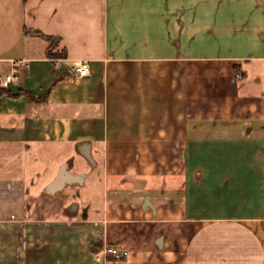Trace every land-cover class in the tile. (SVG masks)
I'll use <instances>...</instances> for the list:
<instances>
[{
	"label": "crops",
	"instance_id": "crops-1",
	"mask_svg": "<svg viewBox=\"0 0 264 264\" xmlns=\"http://www.w3.org/2000/svg\"><path fill=\"white\" fill-rule=\"evenodd\" d=\"M8 75L0 264H264V0H0Z\"/></svg>",
	"mask_w": 264,
	"mask_h": 264
},
{
	"label": "built area",
	"instance_id": "built-area-1",
	"mask_svg": "<svg viewBox=\"0 0 264 264\" xmlns=\"http://www.w3.org/2000/svg\"><path fill=\"white\" fill-rule=\"evenodd\" d=\"M74 72L78 76H85L88 73V66L86 62H79L75 65ZM12 76H5L4 80L0 82V87H5L7 83L12 80ZM127 255V251L116 245L103 246L98 253L94 255L95 263H102L105 260L118 261L123 259Z\"/></svg>",
	"mask_w": 264,
	"mask_h": 264
},
{
	"label": "trees",
	"instance_id": "trees-1",
	"mask_svg": "<svg viewBox=\"0 0 264 264\" xmlns=\"http://www.w3.org/2000/svg\"><path fill=\"white\" fill-rule=\"evenodd\" d=\"M25 34L40 37L48 44V47L46 49V54L51 61L56 62L57 60L64 58L65 56L64 50H62L59 53L54 52L57 47V39L55 37L47 36L39 31H34V30H25ZM2 94L12 96L4 87H0V95Z\"/></svg>",
	"mask_w": 264,
	"mask_h": 264
},
{
	"label": "water",
	"instance_id": "water-1",
	"mask_svg": "<svg viewBox=\"0 0 264 264\" xmlns=\"http://www.w3.org/2000/svg\"><path fill=\"white\" fill-rule=\"evenodd\" d=\"M65 173V166H62L60 169H59V173L56 177V179L46 188V190L48 189H51V188H54L56 186H58L61 182V178H62V175Z\"/></svg>",
	"mask_w": 264,
	"mask_h": 264
}]
</instances>
